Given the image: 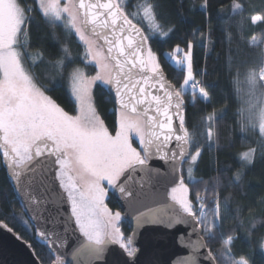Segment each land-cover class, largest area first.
<instances>
[{
	"label": "snow or ice",
	"instance_id": "6c2138e0",
	"mask_svg": "<svg viewBox=\"0 0 264 264\" xmlns=\"http://www.w3.org/2000/svg\"><path fill=\"white\" fill-rule=\"evenodd\" d=\"M38 9L52 27L59 21L69 34L78 38L82 44L79 59L94 65L97 71L87 77L81 69H74L77 77L71 80L69 100L77 114L70 115L49 95L56 87L55 80L64 78L63 72L47 76L45 82L38 71L45 65L44 57H39V63L32 60L30 45L20 39L28 34L35 19L30 14L33 9L22 7L18 0H0V159L10 172L14 190L36 213L31 218L45 222L43 230L37 228V239L59 252L54 246L59 241L63 248L64 234L74 225L73 232L78 230L85 238L73 253L74 259L84 258L80 264H93L96 259H102L104 246L109 243L119 244L133 257L132 238L125 241L118 226L121 213H113L105 198L110 190H117L130 209L144 207L142 198L160 195L145 192V185H152L161 175L169 174L173 177V186L167 196L172 205L166 207L179 206L169 219L190 224L210 241L215 239L213 229H218L221 222L219 200L210 209L213 219L209 221L205 198L197 193L194 206L189 198V186L180 175L183 165L188 164L191 171L202 155L198 133L189 132L185 127L183 95L191 90L193 104L197 93L205 102H210V93L193 75L192 42L189 41L188 51L182 58L169 56L175 65L186 67L181 86L175 88L164 80L158 57L148 46L149 37L129 19L118 0H65L63 4L61 0H39ZM203 10L207 11V0ZM143 12L156 18L155 6L151 3L144 5ZM251 19L256 23L264 20V16L254 15ZM156 28L161 31L160 25ZM175 51L182 50L177 46ZM69 56L65 46L62 58L48 63L62 69ZM247 79L251 94L248 114H242L240 128L243 132L258 125L264 134V84H258V80L264 81V66L258 74L250 71ZM96 82L114 89L117 105L112 113L117 124L114 136L90 102L91 87ZM223 114L224 110L217 115ZM174 117L179 120L177 128L173 127ZM208 120L213 117L209 116ZM132 134L139 150L132 145ZM206 137L212 139L211 126ZM173 141L175 146L171 147ZM261 144L264 148V138ZM161 152L160 159L169 163L170 173L161 174L159 169L149 167V160ZM255 152L256 149L246 151L242 159L253 164ZM261 158L264 159V151ZM189 180L193 177L189 176ZM134 184L139 187H133ZM46 204L50 207H45ZM43 212L48 215L44 216ZM133 219L137 224L160 222L151 208L139 212ZM57 220L62 222V232L55 231ZM231 240L229 237L228 242ZM204 245V239L200 238L193 249L197 251ZM222 254L226 255L227 251ZM206 258L210 262L217 259L210 250ZM53 264L68 262L61 253L55 256ZM233 264L248 262L241 258Z\"/></svg>",
	"mask_w": 264,
	"mask_h": 264
},
{
	"label": "trees",
	"instance_id": "16d2710c",
	"mask_svg": "<svg viewBox=\"0 0 264 264\" xmlns=\"http://www.w3.org/2000/svg\"><path fill=\"white\" fill-rule=\"evenodd\" d=\"M19 1L23 7L33 9L30 14L35 19L24 43L30 45L32 60L39 63V57H44L45 65L38 70L41 78L63 72L64 78L55 80L56 87L49 95L70 115H76L69 100V65L75 63L84 67L90 75L96 73V68L81 62L82 44L78 38L69 34L64 24L56 22L52 27L40 13L37 0L35 3L33 0ZM118 3L149 37L148 46L156 53L162 69L176 88L183 82L186 67L175 65L169 56L182 58L188 51L189 41L192 42L193 75L210 93V102L203 101L197 93L193 104L191 90L183 95L185 127L189 132L198 133L202 151L191 173L193 180L186 177V164L182 167L184 181L190 190L189 198L194 206L197 193L205 198L209 221L213 219L210 209L215 207L217 199L220 202L221 222L218 229H213L215 239L210 241L203 234L218 264H233L241 258L249 264H264V159L261 158L264 136L258 125L243 132L240 128L242 114H248L247 102L251 94L247 77L250 71L258 74L264 66V20L254 24L251 19L254 15L264 16V0H207V11L203 10L205 0H118ZM147 3L155 6V19H147L144 14L143 7ZM236 4L239 8L235 9ZM156 25L161 26V31ZM65 46L70 53L65 59L66 66L62 69L52 67L48 62L62 58ZM177 46L182 50L180 53L175 51ZM73 57L76 59L70 60ZM93 98L101 120L115 135L117 124L112 113L116 106L101 82L95 84ZM222 110L224 114L219 117L217 114ZM209 116L213 120L209 121ZM210 126L213 136L208 140L206 133ZM132 144L139 150L135 139ZM245 149H256L255 162L251 165L240 158ZM105 203L113 213L121 211L111 191ZM0 221L31 244L42 264L53 263L55 254L46 242L37 239L1 159ZM118 226L126 241L132 232L131 225L121 219ZM229 237H232L230 243ZM226 251V255L222 254Z\"/></svg>",
	"mask_w": 264,
	"mask_h": 264
},
{
	"label": "water",
	"instance_id": "95a60500",
	"mask_svg": "<svg viewBox=\"0 0 264 264\" xmlns=\"http://www.w3.org/2000/svg\"><path fill=\"white\" fill-rule=\"evenodd\" d=\"M136 26L140 28L141 32L145 35L141 26L138 24H136ZM161 70L166 83L175 87V85L169 80L165 71L163 69ZM105 87L117 107L114 97V89L106 85ZM178 125L179 120L177 117H174L173 127L177 128ZM170 146L174 147L175 141H173ZM152 150L155 151L154 148ZM161 155H163V152L153 156L149 160V167L159 169L161 174L170 173L169 163L161 160ZM0 156H2V150H0ZM2 164L10 179V172L6 168V164L3 160ZM180 175H182V168ZM175 179L178 183L179 176ZM172 181L173 177L170 174L167 176L161 175L158 178V181H154L152 185H145V192H158L160 195H150L146 198H142L145 206L138 209H130L117 190H110L120 206L121 219L128 221L132 227L130 237L132 238V247L135 249V255L129 257L119 244L109 243L104 246V251L101 254L102 259H96L93 261V264H193L194 261L196 264H218L217 261L210 262L207 260L206 256L210 249L203 237V233L200 232L199 229L193 230L190 224H178L175 220L169 219L174 212L179 210V206L166 207V205H172L170 197L167 196V192H169L173 186ZM11 184L14 189L12 181ZM132 186L139 187L138 184ZM15 194L20 200L23 210L33 224L37 234V228L43 230L46 227L44 220L41 219L38 221L32 219L31 217L36 215V213L29 209L26 200H24L20 194L16 191ZM45 207H50V205L46 204ZM65 207L68 206L65 205ZM149 208L153 210L154 217L160 222L137 224L133 217L138 215L139 212H147ZM42 214L44 216L48 215L47 212H43ZM61 223L60 220L56 221L55 231L62 232V228L60 227ZM3 225L7 224L0 221V264H42L32 246H28L31 244L21 238L13 229L9 232ZM7 227L10 228L8 225ZM73 227L74 225L68 227V232L64 234L65 244L63 248H60L59 241H57L54 246L59 249V252L52 251L51 246L48 243L47 245L49 250L54 253L55 256L62 253V258H64L68 264H80V261L84 258L76 257L74 259L73 253L79 248L82 242H85V238L78 230L73 232ZM17 236H19L20 239H17ZM200 238L204 239L205 245L199 250L194 251L193 244ZM52 239H55V237L53 236Z\"/></svg>",
	"mask_w": 264,
	"mask_h": 264
},
{
	"label": "rangeland",
	"instance_id": "374dc122",
	"mask_svg": "<svg viewBox=\"0 0 264 264\" xmlns=\"http://www.w3.org/2000/svg\"><path fill=\"white\" fill-rule=\"evenodd\" d=\"M38 1V3H39V0H37ZM18 2L20 3V1L18 0ZM65 2V0H61V4H63ZM21 4V3H20ZM237 5V4H236ZM236 5H234V7L236 6ZM21 6H22V4H21ZM23 7V6H22ZM236 8H239V7H235V9ZM147 17V19H149V18H151V16H146ZM262 21V20H261ZM261 21H258V22H256V23H254V24H258V23H260ZM57 23H61V22H59V21H57ZM61 24H63V23H61ZM20 39H21V41H23V42H25V35H22L21 37H20ZM70 60H73L72 58H70ZM75 63H73V64H71V65H69V70L67 71V83H68V85H69V90H70V93H71V80L72 79H75L76 77H77V73L74 71V69H77V68H79V69H81L82 70V72H83V74L84 75H86L87 77H92V76H94V75H90L89 74V72L84 68V67H80V66H76V65H74ZM86 64V63H85ZM90 65V64H89ZM92 65V64H91ZM94 66V65H93ZM96 71H97V69H96ZM69 74H71V76L69 75ZM97 83V82H96ZM95 83V84H96ZM95 84H93L92 85V87H91V97H92V99H91V103H93L94 104V98H93V89H94V86H95ZM258 84H264V81H259L258 80ZM203 100V99H202ZM204 101V100H203ZM94 106H95V104H94ZM95 109H96V107H95ZM96 112H97V109H96ZM97 114H98V112H97ZM99 115V114H98ZM99 117H100V115H99ZM101 119V118H100ZM212 131V136H213V129L211 130ZM133 135V139H135L134 138V135L135 134H132ZM114 136V135H113ZM262 136H264V134H262ZM132 139V140H133ZM137 140V139H136ZM138 142V141H137ZM133 145V144H132ZM134 147V146H133ZM248 150H250V149H245V150H243V151H241V153H240V158L242 159V154L243 153H245L246 151H248ZM254 157H255V154H254ZM243 160V159H242ZM245 162V161H244ZM246 163V162H245ZM247 165H249L248 163H246ZM194 168V167H193ZM193 168L191 169V171L189 170V165L188 164H186L185 165V171H186V177L189 179V176H191V173H192V171H193ZM107 198V197H106ZM106 198H105V200H106ZM244 260H246V259H244ZM239 261V260H238ZM247 261V260H246ZM248 262V261H247ZM249 264V263H248Z\"/></svg>",
	"mask_w": 264,
	"mask_h": 264
}]
</instances>
